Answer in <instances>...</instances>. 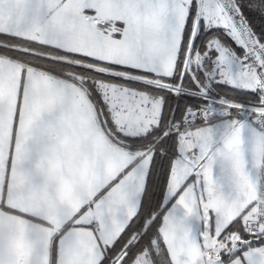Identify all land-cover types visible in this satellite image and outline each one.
Instances as JSON below:
<instances>
[{"label": "snow or ice", "instance_id": "obj_1", "mask_svg": "<svg viewBox=\"0 0 264 264\" xmlns=\"http://www.w3.org/2000/svg\"><path fill=\"white\" fill-rule=\"evenodd\" d=\"M0 264H264V0H0Z\"/></svg>", "mask_w": 264, "mask_h": 264}]
</instances>
